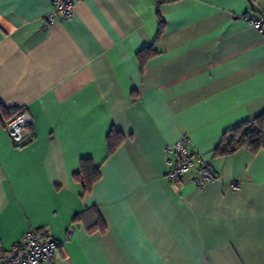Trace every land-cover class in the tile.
<instances>
[{
  "label": "crops",
  "instance_id": "1",
  "mask_svg": "<svg viewBox=\"0 0 264 264\" xmlns=\"http://www.w3.org/2000/svg\"><path fill=\"white\" fill-rule=\"evenodd\" d=\"M50 10L0 0V110L32 118L16 145L0 112V252L43 228L58 245L36 264H264V150L214 152L242 122L264 127V39L241 18L264 0H78L52 23ZM184 134L217 176L202 189L165 177L164 147ZM83 158L100 171L86 193Z\"/></svg>",
  "mask_w": 264,
  "mask_h": 264
},
{
  "label": "built area",
  "instance_id": "2",
  "mask_svg": "<svg viewBox=\"0 0 264 264\" xmlns=\"http://www.w3.org/2000/svg\"><path fill=\"white\" fill-rule=\"evenodd\" d=\"M77 2L78 0H50L51 10L46 16L47 21L52 23L59 17L70 20ZM241 18L264 39V12L257 18L245 12ZM31 125L32 118L25 107L15 110L3 123L10 140L16 145L24 144ZM189 145L190 139L184 134L176 142L164 147V153L172 155V159H166L165 177L173 184L189 174L190 183L197 189H202L215 181L217 176L210 162L198 152L190 151ZM192 171H195V174H191ZM71 232L69 228L66 240L70 239ZM57 245V241L49 239L45 229H29L7 253L0 252V264L52 262Z\"/></svg>",
  "mask_w": 264,
  "mask_h": 264
},
{
  "label": "trees",
  "instance_id": "3",
  "mask_svg": "<svg viewBox=\"0 0 264 264\" xmlns=\"http://www.w3.org/2000/svg\"><path fill=\"white\" fill-rule=\"evenodd\" d=\"M162 22L156 34V38L162 31ZM155 41V40H154ZM155 42L149 47L140 50L136 54V59L142 68L148 60L153 58L157 51L154 46ZM0 112L5 115L2 118V125L4 121L12 114L6 112L1 108ZM121 143L120 132L114 128L110 130L106 137V146L108 155L115 151V149ZM240 148H246L252 153H256L259 150H264V127H263V114L256 116L255 118L246 120L227 131L222 136V139L218 146L215 148L216 155H230ZM74 179L78 180L82 186V192L86 193L90 190L91 186L100 178L99 167L96 166L91 159L83 158L80 162V169L74 174Z\"/></svg>",
  "mask_w": 264,
  "mask_h": 264
}]
</instances>
